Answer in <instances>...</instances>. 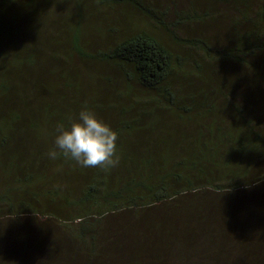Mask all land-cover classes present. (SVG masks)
<instances>
[{
	"label": "trees",
	"instance_id": "obj_1",
	"mask_svg": "<svg viewBox=\"0 0 264 264\" xmlns=\"http://www.w3.org/2000/svg\"><path fill=\"white\" fill-rule=\"evenodd\" d=\"M165 2L0 0V264H264V0ZM85 107L115 167L49 159Z\"/></svg>",
	"mask_w": 264,
	"mask_h": 264
},
{
	"label": "clouds",
	"instance_id": "obj_2",
	"mask_svg": "<svg viewBox=\"0 0 264 264\" xmlns=\"http://www.w3.org/2000/svg\"><path fill=\"white\" fill-rule=\"evenodd\" d=\"M53 144L47 153L52 160L62 155L82 168L115 167L119 163L116 131L86 107L75 118L57 125ZM82 220L77 217L74 222Z\"/></svg>",
	"mask_w": 264,
	"mask_h": 264
},
{
	"label": "rangeland",
	"instance_id": "obj_3",
	"mask_svg": "<svg viewBox=\"0 0 264 264\" xmlns=\"http://www.w3.org/2000/svg\"><path fill=\"white\" fill-rule=\"evenodd\" d=\"M144 1L146 3V6H148L149 8L160 7V6H162V5H164L166 3L165 0H144ZM178 1H184V0H178ZM56 10H58V11L65 10L66 11L65 8H61V7L57 8ZM48 12H50V11H48ZM51 16H52V19L46 20L47 31L45 33V37L48 40L53 41V40H55L57 38L56 34L53 33V28L55 26L57 27L58 24L55 23L54 14L53 13H51ZM137 22H141V23L147 22L148 23L149 19L146 18V17L141 16L138 19ZM115 38L117 39V36H115ZM165 42L167 44L169 43L166 39H165ZM95 45L98 46V47H102L103 46L102 39L95 37ZM59 50H61V49H59ZM72 60H73V63H74L73 64L74 68H75L73 71L78 73V74H83V73L85 74V71L87 70V66L82 61V58L79 57L78 54H74L72 56ZM94 69H95V67H93L91 70H94ZM142 211H144V210L143 209H138V211H136L134 214L135 215H139V214H141ZM145 211L158 215V216H156V220L160 219V215H159L160 211H159V209H157V213H156V211L153 208L146 209ZM132 219H133V216L131 215L130 211L129 212L127 211V212L123 213L121 216H115V221L122 220V222L120 224L121 227H122L121 232L124 233V234H127V235L129 233V231H128L129 224H127V221L132 220ZM153 219H154L153 217H147L143 221H141L134 228V229H137L138 226L142 225L141 231H142V236L145 239V241L152 242L151 237L157 235V237L160 238L162 236V234L165 232V229L163 227L159 226V225L156 226L155 228H153L154 225H155L152 222ZM150 222H152V223H151V225L149 227L146 224L150 223ZM112 225H113V223L112 224H108V223L106 224V221H105L104 225H101V228L102 229H106V230H108L110 232H115V231H117L118 227L120 226V225H118V226L113 227ZM7 229H8V224L5 221H0V235L5 234ZM107 238H108V236H107ZM132 241H133V236H130V237L129 236H124L122 239H120V240H118L116 242L115 250H117V249L126 250L127 248H129L131 246L132 247H138L139 246L135 241H133V242ZM25 244H26L25 245L26 247H29L28 249H34V247H36V244L33 243V241L32 242H27ZM3 247H4V244L1 245V248H3ZM17 250H19V249L17 248ZM104 260H105V258L103 259L102 262H99L100 261V259H99V261H98L99 263H96V264H108L109 263V261H104ZM73 264H82V263L77 260L76 263H73Z\"/></svg>",
	"mask_w": 264,
	"mask_h": 264
}]
</instances>
